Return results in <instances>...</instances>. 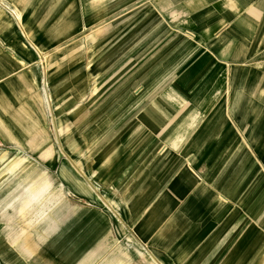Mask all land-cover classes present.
Returning <instances> with one entry per match:
<instances>
[{"label": "crops", "instance_id": "0c3cea01", "mask_svg": "<svg viewBox=\"0 0 264 264\" xmlns=\"http://www.w3.org/2000/svg\"><path fill=\"white\" fill-rule=\"evenodd\" d=\"M123 38L185 44L197 75L212 78L127 200L142 206L131 219L104 212L81 170L42 147L53 135L39 64L55 46ZM181 92L168 90L177 108ZM0 145L16 153L0 181V264H129L134 236L157 264H247L264 237V0H0ZM45 153L47 163L34 158Z\"/></svg>", "mask_w": 264, "mask_h": 264}, {"label": "rangeland", "instance_id": "374dc122", "mask_svg": "<svg viewBox=\"0 0 264 264\" xmlns=\"http://www.w3.org/2000/svg\"><path fill=\"white\" fill-rule=\"evenodd\" d=\"M102 31V40H109L110 29ZM168 42L129 45L123 38L113 45L84 44L80 47L82 51L76 44L55 46L50 59L39 64L48 75L45 88L49 127L54 137L53 144L42 147L60 150L70 159L95 189L98 206L104 212L118 213V218L129 214L131 219L141 211V205L127 204V200H137L149 163L158 154L172 150L169 145L173 141L164 139L173 132L179 119L186 118L187 123L190 117H195L196 110L192 107L204 100L208 93L202 91L212 81L210 77L197 75L200 65L190 60L187 45ZM62 52L70 53L69 59H58ZM77 54L86 58L72 60ZM193 63L195 68L191 71ZM174 85L182 89L183 103L178 108L167 98L169 88ZM145 118L159 122L156 132L144 122ZM8 147L11 146L0 145V149ZM13 154L16 153L0 154L1 182L8 176V167L13 163L10 161L16 157ZM51 157L45 153L34 158L47 163ZM237 238L238 234L234 240ZM133 240L135 257L129 264H157L142 253L146 246L142 247L136 236ZM261 241V252L254 254L247 264H264V237ZM103 242L113 243L110 238ZM119 255L126 259L125 253ZM109 260V253L102 258V262Z\"/></svg>", "mask_w": 264, "mask_h": 264}, {"label": "bare ground", "instance_id": "6f19581e", "mask_svg": "<svg viewBox=\"0 0 264 264\" xmlns=\"http://www.w3.org/2000/svg\"><path fill=\"white\" fill-rule=\"evenodd\" d=\"M43 92H44V90H43ZM43 94V98H44V102H45V104H47L48 103V99H47V95H46V93L44 92V93H42ZM49 104V103H48ZM48 106V105H47ZM46 106V107H47ZM49 112V111H48ZM49 114V113H48ZM53 142H54V137H53V141H52V144H53ZM41 142H38V144H40ZM60 167H62V166H60ZM64 167V166H63ZM58 173V172H57ZM67 173H68V171H67ZM60 174V173H59ZM59 174H58V176H59ZM69 175H70V173H69ZM71 176V175H70ZM62 176H60V178H61ZM64 178V177H63ZM64 180V179H63ZM75 180V179H74ZM78 180V179H77ZM65 181H67V180H65ZM73 181V180H72ZM80 181V180H79ZM89 192V191H88ZM89 195H90V197H92V195L89 193ZM109 207V206H108Z\"/></svg>", "mask_w": 264, "mask_h": 264}]
</instances>
